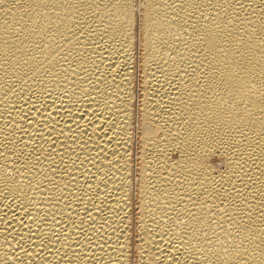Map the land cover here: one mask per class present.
<instances>
[{
  "label": "bare ground",
  "instance_id": "obj_1",
  "mask_svg": "<svg viewBox=\"0 0 264 264\" xmlns=\"http://www.w3.org/2000/svg\"><path fill=\"white\" fill-rule=\"evenodd\" d=\"M0 264H264V0H0Z\"/></svg>",
  "mask_w": 264,
  "mask_h": 264
}]
</instances>
